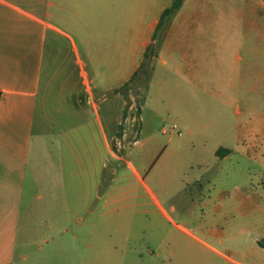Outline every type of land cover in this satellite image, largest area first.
<instances>
[{
  "label": "crops",
  "instance_id": "0c3cea01",
  "mask_svg": "<svg viewBox=\"0 0 264 264\" xmlns=\"http://www.w3.org/2000/svg\"><path fill=\"white\" fill-rule=\"evenodd\" d=\"M141 23L142 0H0V264H17L19 250L21 264H138V234L66 230L21 240L20 229L31 207L66 211L78 222L95 200L108 201L101 188L108 157L120 159L113 144L125 136L131 91L124 86L153 40L141 35ZM163 64L175 66L174 79H163L169 112L182 124L190 111L198 120L206 97L199 64L174 57ZM262 102L260 127L245 139L254 152L243 161L254 159L264 171V91ZM234 131L215 142L214 183L233 163L237 126ZM219 148L229 152L218 156ZM253 209L254 243L246 256L249 264H264V202Z\"/></svg>",
  "mask_w": 264,
  "mask_h": 264
},
{
  "label": "rangeland",
  "instance_id": "374dc122",
  "mask_svg": "<svg viewBox=\"0 0 264 264\" xmlns=\"http://www.w3.org/2000/svg\"><path fill=\"white\" fill-rule=\"evenodd\" d=\"M172 2L142 0L143 37L153 39L152 23ZM173 57L178 64L183 58L197 62L206 89L205 112L197 120L190 111L185 124L169 112L164 95L163 79H174L175 66L163 60ZM146 64L147 72L126 87L125 136L113 144L120 159L108 157V182L101 188L108 201L95 200L78 222L66 211L31 207L21 240L49 231L134 233L142 243L138 264L251 263L246 255L254 236L248 230L257 216L254 203L264 202V171L258 161L243 159L254 152L245 139L260 127L263 109L264 0H184L152 40ZM235 126V168L228 164L214 183L212 150L235 134ZM21 257L19 250L17 264Z\"/></svg>",
  "mask_w": 264,
  "mask_h": 264
},
{
  "label": "trees",
  "instance_id": "16d2710c",
  "mask_svg": "<svg viewBox=\"0 0 264 264\" xmlns=\"http://www.w3.org/2000/svg\"><path fill=\"white\" fill-rule=\"evenodd\" d=\"M183 1H184V0H173L171 6L167 7V8L163 11V13H162V15H161V17H160L159 23H158V25H157L156 32H155V34H154L153 40L156 38L158 31L161 30V29L164 27V25L166 24V22H167L169 16H170L175 10H177L178 8L181 7ZM150 50H152V43L147 47L146 52H145V60H144V62L141 64V66L139 67V69L134 73V75H133V77H132V80H134V79H135V78H136L141 72H145V73L147 72V70L145 69V67H146V65H147L146 63H147V60H148V57H149V52H150ZM129 84H130V83H127L124 87L126 88ZM117 90H118V89H117ZM117 90H116V91H117ZM226 152H229V150H228V149H225V148H219V149L217 150L216 153H217L218 156H224V154H225ZM260 244H261V245H264L263 242H261Z\"/></svg>",
  "mask_w": 264,
  "mask_h": 264
},
{
  "label": "built area",
  "instance_id": "2783aa9c",
  "mask_svg": "<svg viewBox=\"0 0 264 264\" xmlns=\"http://www.w3.org/2000/svg\"><path fill=\"white\" fill-rule=\"evenodd\" d=\"M2 94H3V91L0 89V97L2 96Z\"/></svg>",
  "mask_w": 264,
  "mask_h": 264
}]
</instances>
